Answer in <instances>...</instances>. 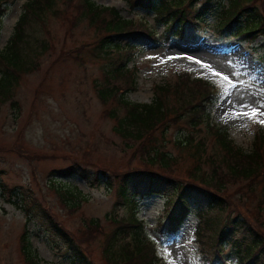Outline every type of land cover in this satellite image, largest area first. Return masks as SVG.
Segmentation results:
<instances>
[{
    "label": "rangeland",
    "instance_id": "374dc122",
    "mask_svg": "<svg viewBox=\"0 0 264 264\" xmlns=\"http://www.w3.org/2000/svg\"><path fill=\"white\" fill-rule=\"evenodd\" d=\"M26 1L0 0L3 9L0 49L12 35ZM71 1L79 3V0ZM71 1L58 0L57 7L62 13L49 12L45 23L38 27L36 34L49 43V49L39 55L40 67L22 76L12 99L0 102V264H29L22 252V235L26 228L38 252L37 264H70L65 252L53 248L51 234L43 231L40 220L34 215L35 219L29 220L21 209L8 201L9 198L17 200L22 193L46 205L74 234L80 235L85 230L82 229L85 217L99 218L103 233L80 237L89 257L98 264H106L103 244L107 235L109 237L119 226L114 219L126 218L129 208L117 204L115 190L98 182L97 172L104 168L113 175L145 168L137 150L138 143L114 131L116 121L106 111L117 107L115 101L106 102L97 94V83H106L103 67L110 66V60L94 54L93 44L100 34L86 17L79 15ZM93 1L116 7L125 18L149 22L159 39L155 42L145 35L135 43L138 50L129 67L136 86L124 94L129 101L151 102L154 85L175 80L179 73L205 79L215 90L209 107L213 123L227 129L237 145L250 151L255 128H264V123L260 122L264 121V36L251 41L222 33L215 19L210 18L208 28L196 30L188 25L182 38L173 37L168 42L167 30L156 24L153 12L133 7L129 0ZM256 5L264 14V0H256ZM186 43L221 46L225 48V56L208 61L196 58L195 54L178 56L177 45ZM239 53L248 58L251 66L241 65L237 58ZM121 84L123 88L127 86L123 81ZM225 99L234 105L237 118L221 112ZM252 109L257 111L254 118L243 114ZM118 112L124 113L122 108ZM177 125L170 124L168 128L171 139H177L184 132ZM198 133V137L208 136L205 129L200 128ZM165 150L175 157L174 175L185 178L186 170L194 163L193 150L172 143H168ZM75 164L84 169L81 170L87 178L80 173L69 177L59 174L60 170ZM64 189L81 191L77 206L70 203ZM240 197L241 192L233 196L236 209L254 211L256 203ZM164 202L160 195L139 201L136 217L142 223L145 237L155 243L157 254L165 264H204L196 234V216L190 214L177 233H170L162 214ZM260 219L264 221V213ZM236 261L232 256L219 264H235Z\"/></svg>",
    "mask_w": 264,
    "mask_h": 264
},
{
    "label": "trees",
    "instance_id": "16d2710c",
    "mask_svg": "<svg viewBox=\"0 0 264 264\" xmlns=\"http://www.w3.org/2000/svg\"><path fill=\"white\" fill-rule=\"evenodd\" d=\"M57 3L58 0H27L23 4L12 35L0 49V102L12 99L22 76L40 67L39 55L49 49V43L36 33L49 12L62 13ZM129 3L153 12L156 24L167 30L168 42L173 37L182 38L188 25L196 30L208 28L210 18L215 19L222 33L251 41L264 36V14L256 0H129ZM72 5L100 34L93 44L94 54L110 60V66L103 67L106 83H97V94L106 102L115 101L117 107L106 111L116 121L114 131L138 143L137 150L145 165L121 174L111 175L104 168L97 172L98 182L115 190L117 204L129 208L126 218L114 219L119 226L107 235L103 244L106 264H165L136 217L139 201L152 195L165 200L162 214L170 233H177L190 214L196 216L204 264H219L232 256L237 259L235 264H264V221L260 219L264 213V128H255L250 151L237 145L227 129L213 123L209 107L215 98L214 86L186 72L179 73L175 80L155 84L151 102L129 101L124 94L136 86L129 67L137 54L135 43L145 35L158 41L155 29L143 19L125 18L116 7L93 0H79ZM121 81L127 84L125 88ZM119 108L123 114H119ZM170 124H178L180 131L184 129L182 136L171 139ZM200 128L205 129L207 137H198ZM168 143L193 150L194 163L186 170L185 178L174 175L175 157L165 150ZM81 169L75 164L59 174L69 177L80 173L87 178ZM3 189L6 190L4 185ZM64 190L70 203L76 205L81 191ZM240 192L241 199L256 203L254 211L236 209L232 200ZM8 201L29 220L35 219L33 215L40 220L43 231L51 234L53 248L65 252L70 264H98L89 257L81 241L103 233L99 218L85 217L82 227L85 230L81 229L79 235L68 230L56 214L33 196L22 193L17 200ZM25 230L22 252L29 264H37L38 252Z\"/></svg>",
    "mask_w": 264,
    "mask_h": 264
},
{
    "label": "bare ground",
    "instance_id": "6f19581e",
    "mask_svg": "<svg viewBox=\"0 0 264 264\" xmlns=\"http://www.w3.org/2000/svg\"><path fill=\"white\" fill-rule=\"evenodd\" d=\"M224 49L225 48L221 46H209L208 44H206L205 46H191L189 43H186L183 45H177V52L179 51L177 55L181 57H189L195 54L196 58L208 61L210 59L212 60L214 57L223 58L225 56ZM237 58L240 60L242 66H251L250 61L243 54L239 53ZM221 112L232 118H237L236 115H238L234 105L228 99H225L223 101Z\"/></svg>",
    "mask_w": 264,
    "mask_h": 264
},
{
    "label": "snow or ice",
    "instance_id": "6c2138e0",
    "mask_svg": "<svg viewBox=\"0 0 264 264\" xmlns=\"http://www.w3.org/2000/svg\"><path fill=\"white\" fill-rule=\"evenodd\" d=\"M243 114L254 118L257 115V111H256V109H252L250 112H245ZM260 122L264 123V121H260Z\"/></svg>",
    "mask_w": 264,
    "mask_h": 264
}]
</instances>
